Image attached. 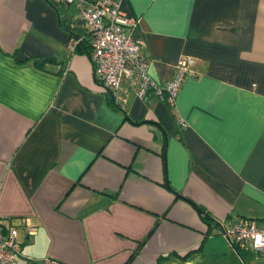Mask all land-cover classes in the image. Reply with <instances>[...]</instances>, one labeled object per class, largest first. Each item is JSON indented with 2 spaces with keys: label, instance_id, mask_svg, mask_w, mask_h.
Returning <instances> with one entry per match:
<instances>
[{
  "label": "crops",
  "instance_id": "crops-1",
  "mask_svg": "<svg viewBox=\"0 0 264 264\" xmlns=\"http://www.w3.org/2000/svg\"><path fill=\"white\" fill-rule=\"evenodd\" d=\"M120 9L155 81L194 58L174 105L105 90L73 4L0 0V226L18 230L16 263L264 264L220 230L264 219V0Z\"/></svg>",
  "mask_w": 264,
  "mask_h": 264
},
{
  "label": "built area",
  "instance_id": "built-area-1",
  "mask_svg": "<svg viewBox=\"0 0 264 264\" xmlns=\"http://www.w3.org/2000/svg\"><path fill=\"white\" fill-rule=\"evenodd\" d=\"M60 1L75 6L89 33L93 73L105 90L117 94L123 82L127 81L138 98L144 99L151 90L160 101L174 105L183 81L191 72L194 63L192 56L179 57L172 77L157 82L148 73V61L140 53L141 47L130 33L138 25L139 18L124 13L120 9V0ZM78 41L72 38L70 48L73 49ZM181 125H185L183 120ZM35 230L33 226L26 227L28 234L35 233ZM220 230L234 246L244 249L250 243L252 251L264 259V219L240 217ZM17 234L15 226H8L6 230L0 226V264H17L16 256L20 250Z\"/></svg>",
  "mask_w": 264,
  "mask_h": 264
},
{
  "label": "trees",
  "instance_id": "trees-1",
  "mask_svg": "<svg viewBox=\"0 0 264 264\" xmlns=\"http://www.w3.org/2000/svg\"><path fill=\"white\" fill-rule=\"evenodd\" d=\"M87 34H88V37H89V41H90V43H91V37H90L89 33H87ZM76 39H78V38H76ZM79 45H83V40H82V38H81V40L78 41V43L74 46V48H75L76 46H79ZM74 48H73V49H74ZM87 52H88V54L90 55L91 50H87ZM194 206L197 208V210H201V211H202V212H199V213H200V216H201V218H202V219L208 224V226L212 225L211 221L213 220V218L211 217V215H209L208 213H206V212L204 211V209L201 208L200 206H197V205H195V204H194ZM153 229H154V227L148 232V234L146 235L145 239H144L143 241L139 242V244H138V249H139V248H140V247L146 242L147 238L150 236V234H151V232L153 231ZM235 248H236V250L238 251V253H239L240 255H242V253H243V249H240L239 247H236V246H235ZM136 253H137V250L133 252L132 256L135 255ZM186 256H187V254H186V255H183L182 257L184 258V257H186ZM125 264H127V263H125Z\"/></svg>",
  "mask_w": 264,
  "mask_h": 264
},
{
  "label": "water",
  "instance_id": "water-1",
  "mask_svg": "<svg viewBox=\"0 0 264 264\" xmlns=\"http://www.w3.org/2000/svg\"><path fill=\"white\" fill-rule=\"evenodd\" d=\"M198 212H202L201 210H198Z\"/></svg>",
  "mask_w": 264,
  "mask_h": 264
}]
</instances>
